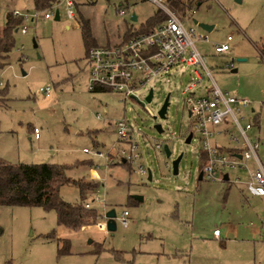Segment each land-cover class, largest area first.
I'll return each mask as SVG.
<instances>
[{
	"label": "rangeland",
	"instance_id": "obj_1",
	"mask_svg": "<svg viewBox=\"0 0 264 264\" xmlns=\"http://www.w3.org/2000/svg\"><path fill=\"white\" fill-rule=\"evenodd\" d=\"M200 2L175 14L185 28L195 29L194 45L217 86L251 102L264 143V0ZM73 5L74 18H67L58 5L57 21L38 16L25 24L26 33H13L0 70V161L64 166L66 178L94 188L80 198L76 187L66 184L58 197L71 205L87 203L96 216L72 231L56 225L52 210L0 206V264H264V204L243 196L238 187L199 179L205 163L201 138L194 133L185 143L193 131L185 101L212 86L211 78L198 68L202 81L185 92L196 82L197 68L178 65L139 86L137 100H124L123 94L111 91L88 92L87 47L119 43L161 12L147 0H75ZM12 10L34 12L31 0H0V28ZM121 10L124 15H119ZM78 17L89 24L87 43ZM194 21L213 29L206 32ZM204 35L207 41L198 38ZM228 36L229 52L217 54L214 46L224 44ZM231 60L236 73L224 68ZM45 88L47 93L39 92ZM150 89L152 101L143 106ZM167 94L166 119H154ZM245 113L251 120L250 109ZM121 120L130 129V142L136 145L132 156L138 159L112 164L110 159L117 161L122 151L130 153L115 133V122ZM246 122L240 120L242 126ZM156 124L161 133L154 129ZM229 129L241 144L238 130ZM254 133L247 131L250 138ZM214 141L221 147L235 145L223 134ZM164 146L171 152L169 158ZM180 154L178 174L173 175L171 162ZM257 155L264 165L262 147ZM140 165L146 175L137 172ZM110 209L115 215L112 232L103 225V214ZM123 211L128 212L126 227L119 222ZM214 229L221 232L220 238L213 236Z\"/></svg>",
	"mask_w": 264,
	"mask_h": 264
},
{
	"label": "built area",
	"instance_id": "obj_2",
	"mask_svg": "<svg viewBox=\"0 0 264 264\" xmlns=\"http://www.w3.org/2000/svg\"><path fill=\"white\" fill-rule=\"evenodd\" d=\"M147 1L156 5L165 19L146 32L134 33L112 46L94 45L89 47L86 50L88 61L86 89L88 92L111 91L123 94L124 100L134 99L135 90L139 86H143L147 81L178 65L197 68L194 72L196 82L187 86L185 92L191 91L202 81L203 77L198 68H202L212 80L206 58L194 45L195 29L193 27L185 28L176 14L168 8L166 0ZM74 3L75 0H57L41 12L34 10L33 13H28L12 10L10 14L13 18L21 20L16 31L24 34L27 31L26 23L33 21L38 16H42L45 20L50 19L58 5H63L67 18H74L72 12ZM124 14L123 10L119 12V15ZM198 38L207 41L206 35ZM230 41H232V37L228 36L224 44L215 45V52L220 55L229 52ZM224 68L233 70L234 62L229 61L224 65ZM39 92L47 93L48 89H39ZM145 98L144 103H146ZM185 103L188 117L193 126V131H190V134L191 136L194 133L199 134L202 145L201 158L203 155L205 156V163L199 170L201 179L230 185L240 184L243 185L249 196L264 200V167L257 155L260 142L257 136L250 138L247 135V131L254 128L253 120H248L245 113L251 108V102L248 99L239 98L222 91L212 80V86L201 88L199 95H190ZM243 119L247 120L244 126L240 124V120ZM229 126L238 130L243 139L241 144L236 137L231 136ZM115 133L119 142L130 147V153L125 154L122 151L121 156L116 159L117 162L121 164L133 163L138 158L136 155L132 156L136 145L130 142L132 138L129 127L122 120L116 121ZM32 134L34 139L38 138L36 129H32ZM221 134L229 137L235 145L229 148L217 145L214 138ZM161 147V145H156L157 149H161ZM95 154L102 157L99 152ZM109 159L106 158L105 160L108 161ZM110 162L115 163L111 159ZM137 169L139 174L146 175V171L141 165ZM90 176L97 178L94 172ZM225 176L227 177L226 180ZM83 207L89 209L87 203L83 204ZM127 216L128 212L123 211L119 219L123 227L127 226L125 220ZM213 235L218 237L219 230H214Z\"/></svg>",
	"mask_w": 264,
	"mask_h": 264
},
{
	"label": "trees",
	"instance_id": "obj_3",
	"mask_svg": "<svg viewBox=\"0 0 264 264\" xmlns=\"http://www.w3.org/2000/svg\"><path fill=\"white\" fill-rule=\"evenodd\" d=\"M35 11L41 12L48 8L56 0H31ZM201 0H166V4L174 13H184L193 3L200 5ZM165 19L162 13L152 16L146 27H142L141 32H146L157 23ZM21 20L13 18L11 14L5 16L4 24L0 28V70L5 65L8 53L12 48V36L20 26ZM77 25L84 42H89L90 30L87 20L78 17ZM94 44H90L87 49ZM202 161L205 160L203 155ZM64 166L48 164H18L9 165L0 161V206L6 207H39L44 211H54L56 215V225L66 230H78L81 227L92 223L95 212L85 209L82 202L75 205L68 204L58 197L59 188L66 184L76 187L80 198L85 192L91 191L94 184L89 185L78 181H71L65 177ZM53 232L47 237H53ZM60 241V239H57Z\"/></svg>",
	"mask_w": 264,
	"mask_h": 264
},
{
	"label": "water",
	"instance_id": "obj_4",
	"mask_svg": "<svg viewBox=\"0 0 264 264\" xmlns=\"http://www.w3.org/2000/svg\"><path fill=\"white\" fill-rule=\"evenodd\" d=\"M235 1H236L237 3H240V2H241V0H235ZM53 20H54V21H57V20H58V11H57V10H55L54 13H53ZM131 21H134V22L137 21V17H136L135 14H133V15L131 16ZM194 24H196L200 29H202V30H204V31H206V32H210V31L213 29V26L208 25V24H204V23H199V24H198L196 21H194ZM33 47H35L34 44H33ZM236 71H237L236 69H233L231 72H232V73H236ZM22 75H23V74H22ZM169 97H170V94H167V96L165 97V100H164L162 106L160 107V109H159V111H158V114H157L156 116L153 117L154 119H157V118H160L161 120L166 119V112H167V108H168V105H169ZM133 98H134L135 100H137V98H135V97H133ZM152 98H153V90L150 89V90L148 91V94H147L146 98H145V102H146V103H150V102L152 101ZM143 103H144V102H142L141 104L144 106ZM154 129H155L158 133H161V132H162V127H161L160 124H156V125L154 126ZM191 137H192L191 134H189V136L186 138V141H185L186 144H188V143L190 142ZM163 149H164L165 156H166L167 158H169V157L171 156V152H170V150L168 149L167 146H164ZM182 156H183V154L178 155V156H177V157L171 162V168H172V173H173V175H177V174H178V167H179V163H180V161H181V159H182ZM224 178H225V180L227 179L226 176H225ZM150 179H151V175H150V172H149L148 180H150ZM199 179H201V176H199ZM134 199H135V200H138V201L141 200V198H139V197H134ZM114 217H115V215H114V212H113L112 209L107 210V211L104 212V214H103V218H104V220H105V222H104V228H105V230L108 231V232H112V231H114V229H115ZM88 243H90V240H88Z\"/></svg>",
	"mask_w": 264,
	"mask_h": 264
},
{
	"label": "crops",
	"instance_id": "obj_5",
	"mask_svg": "<svg viewBox=\"0 0 264 264\" xmlns=\"http://www.w3.org/2000/svg\"><path fill=\"white\" fill-rule=\"evenodd\" d=\"M250 113L252 114V119L251 120H253V122H254V128L252 129V131L254 130V132H256V133H254L255 135H253V136H257V138L259 139V142H260V148L262 147V149H264V143H263V141L261 140V138L259 137V134H257V132L259 131V122H258V120H257V118H258V116H257V112H256V110H255V108H250ZM248 120H250L249 119V117H248ZM250 120V121H251ZM33 135V134H32ZM34 139V138H33ZM226 147H233V146H226ZM108 157L109 158H111L109 155H108ZM117 159V158H116ZM115 163H117V164H120L119 162H117V161H115ZM262 163V162H261ZM122 164H125V163H122ZM262 165H263V163H262ZM263 167H264V165H263ZM92 172H94L95 173V171H93V170H89V174H91ZM96 174V173H95ZM242 177H244V175H241ZM231 186H235V187H238L239 188V191H240V193L244 196V195H246L247 196V198L248 197H251V196H249L246 192H245V190H244V187H243V185H231ZM230 189V188H229ZM229 189L227 190V191H229ZM251 198H256V197H251ZM256 199H259L260 200V202H262L263 204H264V200L263 199H261V198H256ZM214 230H216V229H214ZM213 234V233H212ZM263 234H264V232H263ZM263 234H262V237H263ZM214 236V235H213ZM220 236H221V232L219 231V238H220ZM215 238H218V237H216V236H214ZM264 238V237H263Z\"/></svg>",
	"mask_w": 264,
	"mask_h": 264
}]
</instances>
